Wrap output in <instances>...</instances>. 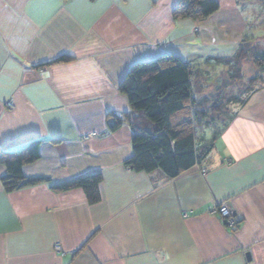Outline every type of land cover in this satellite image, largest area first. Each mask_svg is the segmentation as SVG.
Masks as SVG:
<instances>
[{"label":"crops","instance_id":"1","mask_svg":"<svg viewBox=\"0 0 264 264\" xmlns=\"http://www.w3.org/2000/svg\"><path fill=\"white\" fill-rule=\"evenodd\" d=\"M216 1L205 18L176 19L179 0H0V151L40 140L23 173L45 178L11 192L0 180V264H264V85L199 133L198 165L172 179L124 165L121 79L161 54L224 70L248 15ZM96 171V202L54 188ZM220 204L235 227L210 212Z\"/></svg>","mask_w":264,"mask_h":264},{"label":"trees","instance_id":"2","mask_svg":"<svg viewBox=\"0 0 264 264\" xmlns=\"http://www.w3.org/2000/svg\"><path fill=\"white\" fill-rule=\"evenodd\" d=\"M258 1L264 10V0H240V3L245 7ZM218 7L216 0H179L172 14L176 19L205 18ZM249 15L247 32L235 54L223 60L227 69L211 92V80L207 78L205 84L195 82L190 64L172 54L137 61L129 67L119 83V91L130 106V112L124 115L132 131V154L124 162L126 167L135 172L159 171L165 178L172 179L198 165L203 157L199 133L205 128L216 127L218 130L228 121L233 105L244 104L254 91L264 85V46L252 42L253 38H264L261 32L264 22H257L255 16ZM249 58L258 73L244 82L242 64ZM59 60L61 58L45 64ZM196 72L199 75L205 73L199 69ZM111 117L107 126L114 130L122 124V118ZM39 143L40 140H33L20 149L0 151V163L5 166L0 180L5 191L19 190L45 180L23 173L25 164L39 158ZM100 180L99 172H89L58 183L54 188L80 187L90 202H96Z\"/></svg>","mask_w":264,"mask_h":264},{"label":"rangeland","instance_id":"3","mask_svg":"<svg viewBox=\"0 0 264 264\" xmlns=\"http://www.w3.org/2000/svg\"><path fill=\"white\" fill-rule=\"evenodd\" d=\"M235 2H236L237 7L239 8L240 11L243 10L247 15L252 14V16H255V20L257 22H260V23L264 22V10H262L260 8L261 7L260 6L261 1H258L257 2L258 4L256 2L248 3V4H246L245 7L243 6V4L240 3V0H235ZM196 19H200V18H196ZM247 23H248V21H246V28H247ZM261 32L264 33V27H263V29H262ZM263 33H262V35H264ZM243 36L240 38L239 42L237 43V46L241 42V40L243 39ZM252 42L253 43H256L257 42L261 46H264V38L263 39L262 38H260V39L253 38L252 39ZM237 48H236V50H237ZM236 50H235V52H236ZM232 56L224 57L223 59H217V61H218V63H223V60L228 59V58H231ZM190 66L193 69V80L195 82L200 81L201 83L204 82V84H205V82L207 81V78L209 80H211L210 83H209L210 92H211V90L213 91V89H215L216 85H218V82H219L221 76H223V74L225 72L224 70L227 69V66L226 65H225V69L224 70H219L218 68H217L218 69L217 70V69H215L216 67L213 68L212 66H209L207 64H204L202 66V68L195 67V66H192V65H190ZM197 69L201 70L202 73L203 72H205V73L199 75L196 72ZM242 72H243V76H244V78H243V81L244 82H246L249 77H252L256 73H258V70H257L256 66L254 65V62L252 61V59L249 58V59H245L243 61V64H242ZM241 83H243V82H241ZM246 85L247 84H245V86ZM233 89H234V87H233ZM204 131H206L208 133L210 131V129L209 128H205ZM211 131H214V129L212 128ZM206 138L209 139V133H208V136H206Z\"/></svg>","mask_w":264,"mask_h":264},{"label":"built area","instance_id":"4","mask_svg":"<svg viewBox=\"0 0 264 264\" xmlns=\"http://www.w3.org/2000/svg\"><path fill=\"white\" fill-rule=\"evenodd\" d=\"M223 219L225 224L229 227H235L238 224V216L233 214L227 204H220L213 207L210 211ZM55 249L59 250L60 247L55 245Z\"/></svg>","mask_w":264,"mask_h":264}]
</instances>
